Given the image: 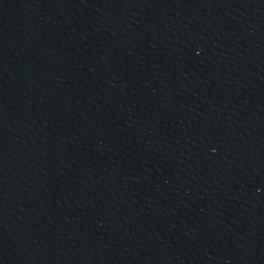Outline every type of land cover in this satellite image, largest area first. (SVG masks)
Segmentation results:
<instances>
[{
    "label": "water",
    "instance_id": "obj_1",
    "mask_svg": "<svg viewBox=\"0 0 264 264\" xmlns=\"http://www.w3.org/2000/svg\"><path fill=\"white\" fill-rule=\"evenodd\" d=\"M0 264H264V0H0Z\"/></svg>",
    "mask_w": 264,
    "mask_h": 264
}]
</instances>
